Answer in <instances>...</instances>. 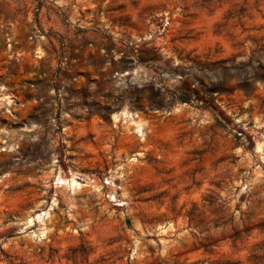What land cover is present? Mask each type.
Returning a JSON list of instances; mask_svg holds the SVG:
<instances>
[{"label": "rangeland", "instance_id": "obj_1", "mask_svg": "<svg viewBox=\"0 0 264 264\" xmlns=\"http://www.w3.org/2000/svg\"><path fill=\"white\" fill-rule=\"evenodd\" d=\"M0 264H264V0H0Z\"/></svg>", "mask_w": 264, "mask_h": 264}, {"label": "bare ground", "instance_id": "obj_2", "mask_svg": "<svg viewBox=\"0 0 264 264\" xmlns=\"http://www.w3.org/2000/svg\"><path fill=\"white\" fill-rule=\"evenodd\" d=\"M139 130H140V126L137 125V126H136V131H139ZM74 177H75V176H74ZM74 177H70L69 179H67V182L70 183V185H72V184L75 182ZM64 181L66 182V180H64V179H62V178H60V177H57V178H56V182H57V183H60V184H61V183L64 182ZM75 183H76V182H75ZM70 187H71V186H70ZM44 213H45V212H44ZM39 215H40V214H38L37 217H38Z\"/></svg>", "mask_w": 264, "mask_h": 264}]
</instances>
